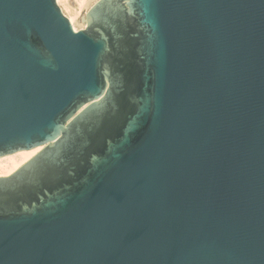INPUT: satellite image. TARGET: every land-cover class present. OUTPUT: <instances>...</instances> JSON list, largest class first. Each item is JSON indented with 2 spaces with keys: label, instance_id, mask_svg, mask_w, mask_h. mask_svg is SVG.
Returning <instances> with one entry per match:
<instances>
[{
  "label": "water",
  "instance_id": "obj_1",
  "mask_svg": "<svg viewBox=\"0 0 264 264\" xmlns=\"http://www.w3.org/2000/svg\"><path fill=\"white\" fill-rule=\"evenodd\" d=\"M0 0V264H264V0Z\"/></svg>",
  "mask_w": 264,
  "mask_h": 264
},
{
  "label": "bare ground",
  "instance_id": "obj_2",
  "mask_svg": "<svg viewBox=\"0 0 264 264\" xmlns=\"http://www.w3.org/2000/svg\"><path fill=\"white\" fill-rule=\"evenodd\" d=\"M98 0H56L64 15L69 19L75 31L81 26L86 27V13ZM80 30V29H79ZM41 150L35 147L29 150L17 151L15 153L0 157V177H6L20 168Z\"/></svg>",
  "mask_w": 264,
  "mask_h": 264
},
{
  "label": "rangeland",
  "instance_id": "obj_3",
  "mask_svg": "<svg viewBox=\"0 0 264 264\" xmlns=\"http://www.w3.org/2000/svg\"><path fill=\"white\" fill-rule=\"evenodd\" d=\"M79 29H84V27L82 28V27L80 26L77 30H79Z\"/></svg>",
  "mask_w": 264,
  "mask_h": 264
}]
</instances>
